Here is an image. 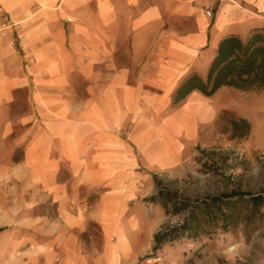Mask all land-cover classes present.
Segmentation results:
<instances>
[{"label": "crops", "instance_id": "crops-1", "mask_svg": "<svg viewBox=\"0 0 264 264\" xmlns=\"http://www.w3.org/2000/svg\"><path fill=\"white\" fill-rule=\"evenodd\" d=\"M7 14L15 27L2 26ZM257 27L264 28V0H0V139L25 125L24 161L70 225L101 224L95 264H115V252L131 250L123 215L132 188L175 165L223 112L248 119L244 139L264 153V90H195L172 104L184 76H207L222 37L246 39ZM23 98L28 110L13 115ZM61 171L69 177L58 179ZM85 187L105 190L84 209ZM71 202L79 204L73 213ZM65 250L84 264L78 240Z\"/></svg>", "mask_w": 264, "mask_h": 264}, {"label": "rangeland", "instance_id": "rangeland-1", "mask_svg": "<svg viewBox=\"0 0 264 264\" xmlns=\"http://www.w3.org/2000/svg\"><path fill=\"white\" fill-rule=\"evenodd\" d=\"M22 110H28L24 98L21 105L11 109L13 115ZM231 117L232 113L223 112L214 127L213 123L203 126L201 137L187 142L175 165L155 170L166 186L191 201L237 187L264 192V153L245 139L230 137L227 119ZM26 128L14 124L9 137L0 139V264H74L73 253L65 250L74 239L83 248V263L95 264L104 244L101 224L88 220L82 228L70 225L69 215L54 200L51 188L40 180L41 173L24 161L28 141L19 142V138ZM69 175L61 171L58 179ZM104 190L80 188L79 195L85 197L80 206L87 208ZM67 191L73 194L72 188ZM155 193L152 174L132 188V208L123 215L130 219L131 250L115 252V264H264V224L251 235L242 227L212 229L167 243L154 252V234L183 218L167 214L161 205L146 200ZM66 206L67 212L73 213L79 204ZM232 245L239 247L236 253L228 254Z\"/></svg>", "mask_w": 264, "mask_h": 264}, {"label": "trees", "instance_id": "trees-1", "mask_svg": "<svg viewBox=\"0 0 264 264\" xmlns=\"http://www.w3.org/2000/svg\"><path fill=\"white\" fill-rule=\"evenodd\" d=\"M222 86L264 90V28L252 29L246 39L238 34L222 37L207 76L204 78L197 72L184 76L173 92L172 104H179L195 90L211 96ZM227 121L232 138L249 136L248 119L237 117ZM154 182L156 193L146 200L161 205L167 214L183 216L181 222L164 226L154 234V252L167 243L196 237L212 229L242 227L246 235H251L264 224V192L254 193L237 187L191 201L166 186L156 174Z\"/></svg>", "mask_w": 264, "mask_h": 264}, {"label": "built area", "instance_id": "built-area-1", "mask_svg": "<svg viewBox=\"0 0 264 264\" xmlns=\"http://www.w3.org/2000/svg\"><path fill=\"white\" fill-rule=\"evenodd\" d=\"M207 14L208 15H211V11H207ZM1 23H2V26L4 27H10V28H13L16 26L17 22L14 21V19L10 16V15H5L2 20H1ZM26 67H28V63L25 64Z\"/></svg>", "mask_w": 264, "mask_h": 264}, {"label": "clouds", "instance_id": "clouds-1", "mask_svg": "<svg viewBox=\"0 0 264 264\" xmlns=\"http://www.w3.org/2000/svg\"><path fill=\"white\" fill-rule=\"evenodd\" d=\"M238 247H239V245H232L231 247H229V248L227 249V253H228V254H234V253H236ZM229 258H230V259H235V256H230Z\"/></svg>", "mask_w": 264, "mask_h": 264}]
</instances>
